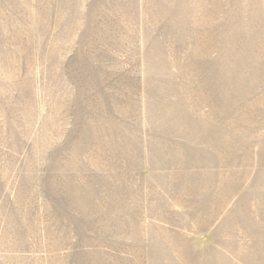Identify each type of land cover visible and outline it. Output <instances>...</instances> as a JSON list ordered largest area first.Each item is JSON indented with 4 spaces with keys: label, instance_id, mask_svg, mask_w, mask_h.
I'll list each match as a JSON object with an SVG mask.
<instances>
[{
    "label": "rangeland",
    "instance_id": "rangeland-1",
    "mask_svg": "<svg viewBox=\"0 0 264 264\" xmlns=\"http://www.w3.org/2000/svg\"><path fill=\"white\" fill-rule=\"evenodd\" d=\"M0 264H264V0H0Z\"/></svg>",
    "mask_w": 264,
    "mask_h": 264
}]
</instances>
